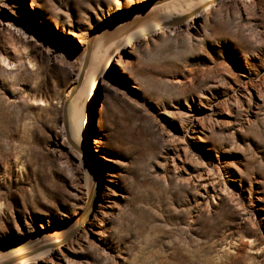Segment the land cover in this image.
Returning a JSON list of instances; mask_svg holds the SVG:
<instances>
[{
	"label": "rangeland",
	"instance_id": "obj_1",
	"mask_svg": "<svg viewBox=\"0 0 264 264\" xmlns=\"http://www.w3.org/2000/svg\"><path fill=\"white\" fill-rule=\"evenodd\" d=\"M150 1L0 0V264H264V0H171L78 80Z\"/></svg>",
	"mask_w": 264,
	"mask_h": 264
},
{
	"label": "bare ground",
	"instance_id": "obj_2",
	"mask_svg": "<svg viewBox=\"0 0 264 264\" xmlns=\"http://www.w3.org/2000/svg\"><path fill=\"white\" fill-rule=\"evenodd\" d=\"M160 1L161 0H152V1H150V3H147V5H145V6H142V7H139L137 9L133 10V11H127V12L123 11V9H125V8L128 9V8H132V7H130L129 5L120 7V5L116 2L115 5L111 9L113 11H116L117 9H119L120 11H123V12H121L120 15H117L115 17L110 18L106 22V23H108V25L105 26V28H103V29L97 28V29H95V30L92 31L93 34H92L90 40L88 41V44L85 45V47L83 48V53H82L81 58H80V64H81V67L82 68H81V71L78 73V76H77L78 77V80H81L82 81L83 78L85 77V74L87 73L89 64H90L91 59H92V56H93L92 49H93V44L94 43H96V42L97 43H103L104 40H105V38L106 37H109L112 33L117 32V31H120L121 29H123V28H125V27H127V26H129L131 24H135L136 22L139 23L143 18L145 19L147 17H150L151 15H153L154 13H156V11L160 10V8L165 7L166 4H168V2H170L171 0H167V1L164 0V1H161V2ZM172 1L173 2H176L177 1L178 2V0H172ZM205 2H207V3H205ZM210 2H212V3H210ZM214 2H215V0H202L201 4L204 3L206 5L204 6V9L201 10L202 13L201 12L200 13L201 14H204L203 16L208 15L211 11H213L211 6L216 5V4H214ZM159 31L161 32V30H159ZM156 32H157V30H156ZM163 32H164V30H163ZM133 45H134V43H133ZM130 47H131L130 44H127V45H125L124 43H121L120 44V50H126V48H130ZM127 51H128V49H127ZM102 58H103V54L101 53L98 60H101ZM2 61L4 62V59H2ZM116 61H118V59H116ZM5 65H9V64H5ZM74 90H75V88H74ZM69 94L71 95L72 93L69 92L67 94V96H65V99H68ZM62 115H63V124H64L65 127H67V121H66L67 106L64 107V110H63V114ZM73 145L80 152L83 150V149L80 150V147L77 144L73 143ZM92 169L94 170V172L95 171H98L97 170V166L95 164H93V168ZM95 190H96V188L93 190L92 193H94ZM92 197H93L92 194H90L89 203L84 208V210H82L77 215V217H76L73 225L68 230V232H66L63 236L61 234L60 235H57L50 242H48L46 244L34 246V248H32L30 251L28 250L25 254L24 253L18 254L17 255L18 256L17 260L19 258H21V259L25 258V256L27 254H31V253H33V251L43 250L44 247H46L48 245L52 247V250H57L58 245H60V243L63 241V239L65 237H67V235H70L71 233H75L76 234V233L80 232L85 227V225L89 223V220H88L87 217L90 214L91 198ZM18 264H23V261L22 262H19Z\"/></svg>",
	"mask_w": 264,
	"mask_h": 264
},
{
	"label": "water",
	"instance_id": "obj_3",
	"mask_svg": "<svg viewBox=\"0 0 264 264\" xmlns=\"http://www.w3.org/2000/svg\"><path fill=\"white\" fill-rule=\"evenodd\" d=\"M82 68V67H81Z\"/></svg>",
	"mask_w": 264,
	"mask_h": 264
}]
</instances>
